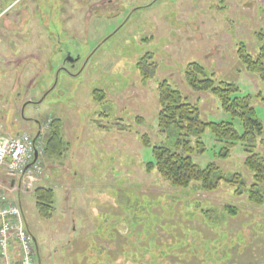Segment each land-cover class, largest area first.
<instances>
[{"label":"rangeland","instance_id":"374dc122","mask_svg":"<svg viewBox=\"0 0 264 264\" xmlns=\"http://www.w3.org/2000/svg\"><path fill=\"white\" fill-rule=\"evenodd\" d=\"M12 28L21 38L0 52V123L12 134L26 121L45 140L58 117L64 142L61 155L42 153L43 174L17 198L40 264H264V202L248 200L241 144L220 156L209 130L189 137L203 143L193 161L219 168L213 190L146 170L153 146L175 147L157 125L163 80L198 103L202 120L242 132L216 96L189 87L188 63L250 95L264 125V80L238 56L241 44L253 59L263 51L264 0H0V40ZM235 173L241 181H226ZM0 182L11 179L2 172ZM37 187L54 191L50 217L36 210Z\"/></svg>","mask_w":264,"mask_h":264},{"label":"trees","instance_id":"16d2710c","mask_svg":"<svg viewBox=\"0 0 264 264\" xmlns=\"http://www.w3.org/2000/svg\"><path fill=\"white\" fill-rule=\"evenodd\" d=\"M263 51L256 59L247 53L243 44L238 47V56L245 64L248 72H257L264 80ZM184 77L189 87L194 91H208L216 96L221 108L229 113L232 118L238 119L242 132L238 133L231 121H204L200 117L197 102H189L180 91L171 87L163 80L158 86V99L160 110L157 116V125L160 132H168L176 137L174 150L166 146H153V161L146 163V170L150 172L156 169L162 177L173 186L188 187L191 183H199L203 190H213L222 179L219 176V168L215 163H209L201 167L191 157L194 150L203 151L202 141L198 136L196 146L190 144L189 137L192 134L200 135L209 130L216 142L224 143L220 149V156H227L229 150L237 143L241 144L245 152L243 165L252 173L253 182L249 186L248 200L262 205L264 195L260 190L264 183V155L257 151V147H264V125L257 117L254 107L251 105L250 95H240L235 84L216 81L206 75L204 68L195 62L188 63ZM58 120V119H57ZM60 121L50 123L49 135L45 142L43 153L46 155H61L64 142L60 134ZM240 174L235 173L228 182L241 181ZM35 207L42 217H50L53 211L54 191L52 188L37 187L33 193ZM224 210L235 215L237 210L233 206H224Z\"/></svg>","mask_w":264,"mask_h":264},{"label":"built area","instance_id":"2783aa9c","mask_svg":"<svg viewBox=\"0 0 264 264\" xmlns=\"http://www.w3.org/2000/svg\"><path fill=\"white\" fill-rule=\"evenodd\" d=\"M41 140V135L33 140L27 132L4 134L0 126V175L5 172L11 179L8 188L0 182V264H36L32 236L17 198L43 174L40 161L25 169L35 152L42 153Z\"/></svg>","mask_w":264,"mask_h":264},{"label":"crops","instance_id":"0c3cea01","mask_svg":"<svg viewBox=\"0 0 264 264\" xmlns=\"http://www.w3.org/2000/svg\"><path fill=\"white\" fill-rule=\"evenodd\" d=\"M13 29L14 28H12V33H11V35L13 36L10 40H7L8 38L7 37H2L1 38V40H0V52H2L3 53V51H5V50H7V46L10 48V47H12L13 46V42H15L18 38H21L20 36H18V35H20V33H16V32H14L13 31ZM18 36V37H17ZM17 37V38H16ZM48 41V40H47ZM21 42H22V40H21ZM26 45V44H25ZM43 45H44V43L43 42H41V45L40 46H42V48H43ZM35 47V46H34ZM20 50V52H22L21 54H33V52H36L35 50L36 49H34V48H32V50L31 49H29V48H27L26 46H22L21 45V47H20V49H18L17 51H19ZM40 89V87L39 86H37L36 87V90H39ZM39 92H41V90H39ZM57 119H60V118H58V117H56ZM2 119V117L0 116V120ZM54 119V118H53ZM57 119H55L56 121H58ZM61 120V119H60ZM59 120V121H60ZM56 121H54V122H56ZM1 124V123H0ZM28 122H26V121H22V123H21V125H22V127L20 128V130H16L15 132H13L12 134H15V133H18V132H20V131H27L26 129H28ZM2 125V124H1ZM60 125H61V121H60ZM2 127H3V131H4V133L5 134H10V132H7L6 131V129H5V127L2 125ZM60 129H61V127H60ZM48 134H49V132L48 133H46V137L44 138L45 140H43V142H44V146H45V142H46V138H47V136H48ZM55 155V154H54ZM47 156H49V155H47ZM4 174H6L5 172H3ZM48 178H47V175H45V181L44 182H46V180H47ZM42 185V184H41ZM28 225V224H27Z\"/></svg>","mask_w":264,"mask_h":264},{"label":"water","instance_id":"95a60500","mask_svg":"<svg viewBox=\"0 0 264 264\" xmlns=\"http://www.w3.org/2000/svg\"><path fill=\"white\" fill-rule=\"evenodd\" d=\"M28 102H33V103L36 104V103H40L41 100H38V101H31V100H29V101H27V103H28ZM23 106H24V105H23ZM22 109H23V107H22ZM37 158H38V152H35V153H34L33 161H32L31 163H28V164L25 166V169L28 168L32 163H34V162L37 160ZM32 237H33L34 247H35V250H36L37 264H40L41 260H40V255H39V251H38V246H37V243H36L35 237H34V236H32Z\"/></svg>","mask_w":264,"mask_h":264}]
</instances>
